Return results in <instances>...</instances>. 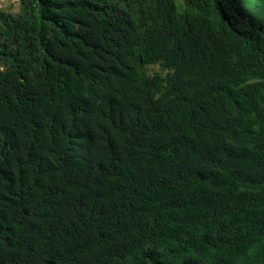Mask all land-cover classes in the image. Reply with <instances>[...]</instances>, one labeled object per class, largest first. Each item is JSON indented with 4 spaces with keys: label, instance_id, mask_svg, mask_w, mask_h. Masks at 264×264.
I'll use <instances>...</instances> for the list:
<instances>
[{
    "label": "trees",
    "instance_id": "1",
    "mask_svg": "<svg viewBox=\"0 0 264 264\" xmlns=\"http://www.w3.org/2000/svg\"><path fill=\"white\" fill-rule=\"evenodd\" d=\"M180 1L0 7V264H264V0Z\"/></svg>",
    "mask_w": 264,
    "mask_h": 264
},
{
    "label": "rangeland",
    "instance_id": "2",
    "mask_svg": "<svg viewBox=\"0 0 264 264\" xmlns=\"http://www.w3.org/2000/svg\"><path fill=\"white\" fill-rule=\"evenodd\" d=\"M150 3H152L151 0H150ZM178 3H181V1L178 0ZM0 7L2 9L8 10L14 13H17L21 10L18 0H0ZM133 13H134V16L137 17L138 13L136 12L135 9H133ZM141 69L150 75H153L156 73L165 75L168 71V69H166V67L160 62L143 64Z\"/></svg>",
    "mask_w": 264,
    "mask_h": 264
}]
</instances>
